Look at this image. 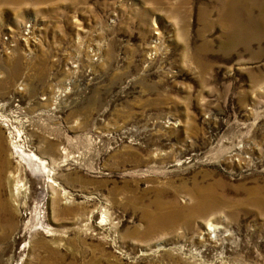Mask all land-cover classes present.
I'll return each mask as SVG.
<instances>
[{
	"label": "rangeland",
	"instance_id": "1",
	"mask_svg": "<svg viewBox=\"0 0 264 264\" xmlns=\"http://www.w3.org/2000/svg\"><path fill=\"white\" fill-rule=\"evenodd\" d=\"M250 6L0 0V264H264ZM163 190L174 225L150 234Z\"/></svg>",
	"mask_w": 264,
	"mask_h": 264
},
{
	"label": "bare ground",
	"instance_id": "2",
	"mask_svg": "<svg viewBox=\"0 0 264 264\" xmlns=\"http://www.w3.org/2000/svg\"><path fill=\"white\" fill-rule=\"evenodd\" d=\"M217 1H219L220 3H222L223 5H225L227 7L226 12H224V14H221L222 18L227 20V21H230L232 24H233V22L238 23L236 11H238V10L239 11L240 10L247 11V10L253 9V7L250 6L251 2H252V6L255 4L256 6H258L260 8L259 10L264 11V0H262V2L260 0H217ZM241 2H244V3L242 5H240V9H239L238 5L241 4ZM261 22H263V21L258 22V25L260 27H256V29H257L256 32H258V33L261 32V28L264 31V28H263L264 25H262V24L260 25ZM35 160L39 161L40 163L42 161V160L40 161L36 156H35ZM252 192L253 191H251V193H250L249 202L251 204H254V203L258 204L260 202V199L255 197L254 193H252ZM164 193L167 194L168 191L167 190L160 191V194L158 191L157 198L154 201H152L151 204H148L147 206H145L143 209V210H145L144 217L146 216L145 219H147V229H148V232H150V234L151 233L154 234L156 232L163 231L164 229H167V230L171 229L172 226L174 225L176 215L174 213L173 208L171 207L172 204L170 202L163 201L162 199H160V195L161 194L165 195ZM205 198H206L205 195H203V194L199 195V204H201V206H203V204L204 205L208 204V203H206L207 200ZM204 210H202V211L204 212ZM199 211H201V210H199ZM178 214L181 215L182 214L181 211L178 212L177 215ZM147 229H146V232H147Z\"/></svg>",
	"mask_w": 264,
	"mask_h": 264
}]
</instances>
